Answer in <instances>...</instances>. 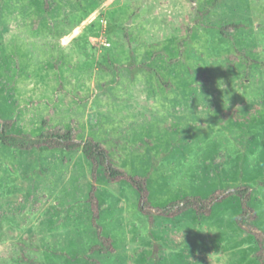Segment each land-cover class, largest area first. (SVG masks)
Returning <instances> with one entry per match:
<instances>
[{"label":"rangeland","instance_id":"374dc122","mask_svg":"<svg viewBox=\"0 0 264 264\" xmlns=\"http://www.w3.org/2000/svg\"><path fill=\"white\" fill-rule=\"evenodd\" d=\"M0 115L102 143L155 212L81 148L0 141V264H263L264 0H0ZM243 187V223L159 209Z\"/></svg>","mask_w":264,"mask_h":264},{"label":"trees","instance_id":"16d2710c","mask_svg":"<svg viewBox=\"0 0 264 264\" xmlns=\"http://www.w3.org/2000/svg\"><path fill=\"white\" fill-rule=\"evenodd\" d=\"M234 26L249 27L248 24L241 23L235 24ZM12 124L13 119L2 118L0 115V141L3 144L19 149H30L33 147L42 146H47L50 148H64L67 150L81 148L84 155L92 162L94 177H96L97 170L99 168H103L105 170L106 178L109 182H117L122 179L130 181V183L140 192L139 208L146 214L150 215V219L154 218L155 212L151 208L150 202L148 200L146 178L142 176L131 175L125 169L117 167L113 163L109 149L102 143L98 142L92 137L80 139L77 137V133L72 128L56 127L40 134H32L27 132H14L11 130ZM234 194L239 196L243 203V213L238 216V222L243 223V218L247 217L249 214H253L255 211L249 205V187L236 188L231 191L214 192L205 198L201 196L186 197L159 209L164 216H176L189 209H194L200 215H209L211 214L213 205L216 202ZM90 201L92 202L94 210V220H96L99 217V211L94 191L90 194ZM255 234L260 246L256 256L264 264V235L258 230ZM105 244L110 246V249L112 248L110 238H105Z\"/></svg>","mask_w":264,"mask_h":264}]
</instances>
